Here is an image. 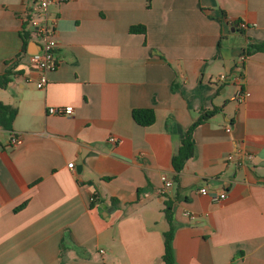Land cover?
Returning a JSON list of instances; mask_svg holds the SVG:
<instances>
[{
  "label": "crops",
  "instance_id": "1",
  "mask_svg": "<svg viewBox=\"0 0 264 264\" xmlns=\"http://www.w3.org/2000/svg\"><path fill=\"white\" fill-rule=\"evenodd\" d=\"M35 7L0 0V76L16 72L0 102L18 111L0 127V264H164L166 202L175 264H264V52L240 60L264 41V0L52 4L56 68L43 90L30 64L42 41L22 53ZM67 106L72 116L47 113ZM141 109L152 125L134 122ZM213 110L175 172L186 131ZM162 176L172 187L159 196Z\"/></svg>",
  "mask_w": 264,
  "mask_h": 264
},
{
  "label": "trees",
  "instance_id": "2",
  "mask_svg": "<svg viewBox=\"0 0 264 264\" xmlns=\"http://www.w3.org/2000/svg\"><path fill=\"white\" fill-rule=\"evenodd\" d=\"M152 0H146V7L149 8ZM27 25V24H26ZM130 33H145V28L143 26H135L130 28ZM22 38V53L26 52L27 42L31 38L30 30H26V26L21 34ZM264 52V41L262 42H250L246 48L242 50L241 55L245 58L250 57L256 53ZM16 75L14 67H9L6 69L3 75L0 76V88H6V86L12 81L13 77ZM17 108L9 105H5L0 102V127L6 131H11L13 122L17 115ZM217 113V110L210 112H204L201 116L195 120L188 130L184 138L181 140L177 154L172 159V167L175 172H180L184 163L194 155V145L192 143V132L200 125L203 121L212 117ZM132 119L134 122L140 126H150L154 123L155 117L152 110H133ZM164 219L168 224V230L163 234L164 240V254L163 262L164 264H175L174 252L172 248L173 240V217L171 212V204L169 202L165 203V208L163 210Z\"/></svg>",
  "mask_w": 264,
  "mask_h": 264
},
{
  "label": "built area",
  "instance_id": "3",
  "mask_svg": "<svg viewBox=\"0 0 264 264\" xmlns=\"http://www.w3.org/2000/svg\"><path fill=\"white\" fill-rule=\"evenodd\" d=\"M66 0H36L35 12L31 19L29 20L30 25V33L31 36H35L42 41V46L40 50L30 56V64L37 70L38 79L36 81V88L39 90H43L47 84V76L48 74L56 68V61L54 58V52L56 49V41L54 38L53 25L50 24V20L48 18V8L52 4H62ZM242 28H245L244 24H241ZM241 61L245 60V57L241 56ZM225 76H220L219 81H224ZM248 94H244L242 91L236 94V99L241 100L247 97ZM47 113L49 115H57V116H72L74 114V109L71 106L67 107H57V108H48ZM230 131L229 128L226 130ZM12 144H18L19 138L16 136H12L10 139ZM110 144L115 145L117 143V139L115 137H110L108 139ZM251 156L246 155L241 158V161L238 163V166L243 163L244 160H250ZM234 159L233 155H229L227 160L231 161ZM68 168H72V164H68ZM162 186L156 190V194L161 196L166 191L171 189L172 182H170L166 176H162L161 178ZM200 195L206 196L208 195L207 189L202 187L199 190ZM226 198L224 193H221L212 199L216 202H221Z\"/></svg>",
  "mask_w": 264,
  "mask_h": 264
},
{
  "label": "water",
  "instance_id": "4",
  "mask_svg": "<svg viewBox=\"0 0 264 264\" xmlns=\"http://www.w3.org/2000/svg\"><path fill=\"white\" fill-rule=\"evenodd\" d=\"M234 28H235V26L231 29V31H234ZM105 207H106L105 205H103V204L101 205V208L104 209Z\"/></svg>",
  "mask_w": 264,
  "mask_h": 264
}]
</instances>
